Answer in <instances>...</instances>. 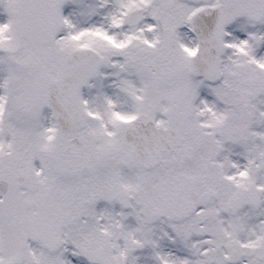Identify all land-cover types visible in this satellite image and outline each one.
Returning <instances> with one entry per match:
<instances>
[{"label":"snow or ice","instance_id":"obj_1","mask_svg":"<svg viewBox=\"0 0 264 264\" xmlns=\"http://www.w3.org/2000/svg\"><path fill=\"white\" fill-rule=\"evenodd\" d=\"M0 264H264V0H0Z\"/></svg>","mask_w":264,"mask_h":264}]
</instances>
